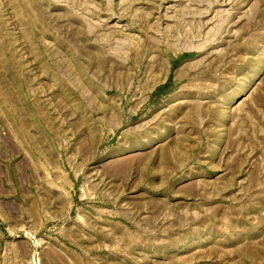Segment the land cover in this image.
I'll list each match as a JSON object with an SVG mask.
<instances>
[{"label": "rangeland", "instance_id": "rangeland-1", "mask_svg": "<svg viewBox=\"0 0 264 264\" xmlns=\"http://www.w3.org/2000/svg\"><path fill=\"white\" fill-rule=\"evenodd\" d=\"M0 264H264V0H0Z\"/></svg>", "mask_w": 264, "mask_h": 264}]
</instances>
